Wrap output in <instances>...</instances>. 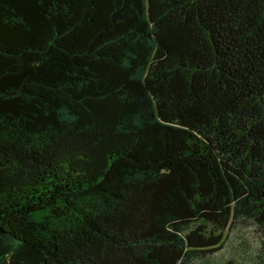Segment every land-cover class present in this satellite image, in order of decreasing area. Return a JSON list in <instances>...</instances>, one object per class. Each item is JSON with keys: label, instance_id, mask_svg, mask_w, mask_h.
Listing matches in <instances>:
<instances>
[{"label": "trees", "instance_id": "16d2710c", "mask_svg": "<svg viewBox=\"0 0 264 264\" xmlns=\"http://www.w3.org/2000/svg\"><path fill=\"white\" fill-rule=\"evenodd\" d=\"M242 220L264 264V0H0V264H208Z\"/></svg>", "mask_w": 264, "mask_h": 264}, {"label": "rangeland", "instance_id": "374dc122", "mask_svg": "<svg viewBox=\"0 0 264 264\" xmlns=\"http://www.w3.org/2000/svg\"><path fill=\"white\" fill-rule=\"evenodd\" d=\"M223 237L221 247L207 258L208 264H255L259 250V233L251 223L245 220L232 223L224 230Z\"/></svg>", "mask_w": 264, "mask_h": 264}]
</instances>
